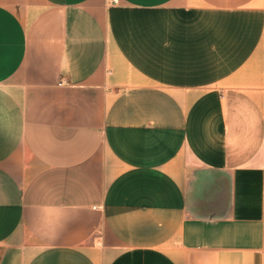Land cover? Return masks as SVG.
Masks as SVG:
<instances>
[{"label": "crops", "instance_id": "obj_1", "mask_svg": "<svg viewBox=\"0 0 264 264\" xmlns=\"http://www.w3.org/2000/svg\"><path fill=\"white\" fill-rule=\"evenodd\" d=\"M0 264H264V0H0Z\"/></svg>", "mask_w": 264, "mask_h": 264}]
</instances>
